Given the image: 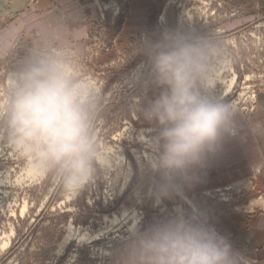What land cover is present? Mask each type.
Listing matches in <instances>:
<instances>
[{"label": "clouds", "instance_id": "9594fccd", "mask_svg": "<svg viewBox=\"0 0 264 264\" xmlns=\"http://www.w3.org/2000/svg\"><path fill=\"white\" fill-rule=\"evenodd\" d=\"M66 31L41 26L14 70L0 77V143L24 162L31 180L75 199L127 161L98 141L101 89L65 42ZM133 55L141 62L130 85L142 93L133 110L152 135L130 196L174 207L127 232L115 264H246L204 212L190 202L185 207L184 195L239 135L237 111L217 91L231 51L222 39L187 29L145 39Z\"/></svg>", "mask_w": 264, "mask_h": 264}, {"label": "rangeland", "instance_id": "374dc122", "mask_svg": "<svg viewBox=\"0 0 264 264\" xmlns=\"http://www.w3.org/2000/svg\"><path fill=\"white\" fill-rule=\"evenodd\" d=\"M28 1L19 0L17 8L18 0H14L15 12ZM89 2L98 16L96 27L87 33L81 48L70 46L78 52L88 77L101 89L98 141L122 154L127 164L93 182L77 198L69 199L51 183L31 180L24 173V162L9 148L3 151L0 236H9L10 243L0 250V264H110L113 257L108 252L112 245L122 244L128 232V224L111 223L113 215L121 217L124 208L133 209L140 214V222L147 224L150 216L172 211L174 202L154 206L138 203L130 196L139 166L150 158L146 145L152 131L133 110L141 89L130 85V75L140 70L141 62L133 52L145 39L155 41L164 31L187 29L222 39L233 58L229 64L232 69L227 67L223 76L235 75L237 80L228 95H222L218 84V94L237 108V117H243L264 135V0H152L146 29L128 35L123 29L129 16V0ZM11 3L12 0H0V24L9 18L10 14L2 11L12 9ZM186 11L193 15L192 21L186 18ZM35 35L36 32L32 38ZM30 36L21 31L9 52L0 56V77L14 70L31 45ZM263 172L264 165L257 166L241 182L198 193L185 190V207L191 201L202 211L203 200L208 199L222 204L226 212H264V204L259 203L264 200ZM209 224L243 256L246 264H258L264 259V244L249 251ZM83 233L91 239L83 240Z\"/></svg>", "mask_w": 264, "mask_h": 264}, {"label": "crops", "instance_id": "0c3cea01", "mask_svg": "<svg viewBox=\"0 0 264 264\" xmlns=\"http://www.w3.org/2000/svg\"><path fill=\"white\" fill-rule=\"evenodd\" d=\"M151 1L129 0L130 11L123 29L124 34L146 29V16ZM11 4L12 9L6 7L2 11L10 16L0 24V38H3L0 39V56L9 52L12 42L18 38L21 31L25 32V36L31 34L32 38L41 26L58 25L65 28V42L81 48V42L86 40L87 33L94 29L98 22L96 10L89 0H29L18 12L15 10L19 7V0L17 8L14 0ZM236 123L238 137L226 142L222 151L210 160L206 169L198 173L197 183L190 189L192 192L198 193L241 182L251 174L253 167L264 165V135H260L259 131L241 116L237 117ZM203 203L202 212L206 214L208 221L227 238L247 247L249 251L264 244V212H226L224 206L217 202L206 199ZM259 203L264 204V200ZM164 216L166 215H152L147 224ZM120 246L121 244L117 246L118 250ZM233 250L236 251L234 248ZM115 257L116 255L110 264H115ZM258 264H264V259Z\"/></svg>", "mask_w": 264, "mask_h": 264}, {"label": "bare ground", "instance_id": "6f19581e", "mask_svg": "<svg viewBox=\"0 0 264 264\" xmlns=\"http://www.w3.org/2000/svg\"><path fill=\"white\" fill-rule=\"evenodd\" d=\"M205 4V3H204ZM108 5V4H107ZM107 5H105L106 7H107ZM111 5V4H110ZM112 6V5H111ZM110 6V7H111ZM117 6V5H116ZM206 8V7H205ZM196 9V8H195ZM195 9H193V10H195ZM207 9V8H206ZM117 10V9H116ZM197 12H198V10H196ZM206 12V10H203V12ZM200 13V12H199ZM185 15H186V18H188L190 21H192L193 20V15H191V12H189V11H186L185 12ZM184 15V16H185ZM230 42H231V44L232 45H234V40H230ZM233 59V58H232ZM231 63V62H230ZM232 65H230V66H228V68H229V70H231L232 69ZM224 71H227V69L226 70H224ZM224 71H222L221 73H220V78H219V82H218V84H220V88H221V90H222V92H223V94L222 95H224V94H226V95H228L227 93L232 89V87L234 86V84L236 83V76L235 75H225V76H223V72ZM228 72V71H227ZM225 73V72H224ZM219 86V85H218ZM220 88H219V90H220ZM243 88V87H242ZM244 89V88H243ZM247 94V93H246ZM239 95V94H238ZM242 95V94H241ZM246 96V95H245ZM240 97V96H239ZM250 98V97H249ZM241 99V98H240ZM250 100H251V98H250ZM235 104V103H234ZM237 104V103H236ZM236 106V105H235ZM236 108V107H235ZM237 109V108H236ZM145 141V140H144ZM8 149V147L4 144V143H0V154L3 152V151H6ZM23 170H24V173L26 174V172H25V166H24V168H23ZM26 176H27V174H26ZM186 200H187V197H186ZM191 202V201H190ZM127 220H130L129 222H127ZM140 220H141V217H140V214L137 212V211H135V210H128V209H126V208H124L123 209V211H122V214H121V217H118V215L117 214H115V215H113V218L111 219V223H125V224H128L127 225V227H126V229H125V231H132L133 229H135V227H136V225H137V223H139L140 222ZM124 224V225H125ZM120 229V228H119ZM110 230V229H109ZM99 236V235H98ZM104 236V235H103ZM119 236V235H118ZM115 237V236H114ZM81 238L84 240V239H86V240H88V239H91V236H89V235H87V234H85V233H83V234H81ZM80 238V239H81ZM100 239V238H99ZM95 240H96V238H95ZM98 240V239H97ZM96 240V241H97ZM250 242V241H249ZM9 243H10V237L9 236H0V250H2V249H4V248H6L8 245H9ZM118 249H117V246H115V245H112V248H111V250L108 252V254H110L112 257H114L117 253H118Z\"/></svg>", "mask_w": 264, "mask_h": 264}]
</instances>
